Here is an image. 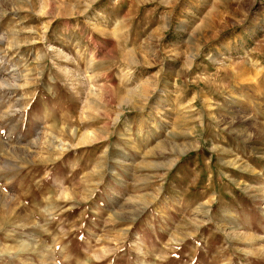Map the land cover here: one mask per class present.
Listing matches in <instances>:
<instances>
[{"label":"rangeland","instance_id":"rangeland-1","mask_svg":"<svg viewBox=\"0 0 264 264\" xmlns=\"http://www.w3.org/2000/svg\"><path fill=\"white\" fill-rule=\"evenodd\" d=\"M0 264H264V0H0Z\"/></svg>","mask_w":264,"mask_h":264}]
</instances>
